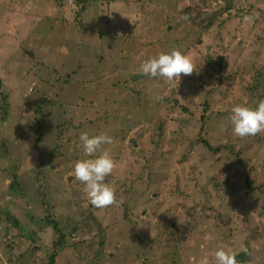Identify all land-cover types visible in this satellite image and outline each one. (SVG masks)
<instances>
[{
    "label": "rangeland",
    "instance_id": "rangeland-1",
    "mask_svg": "<svg viewBox=\"0 0 264 264\" xmlns=\"http://www.w3.org/2000/svg\"><path fill=\"white\" fill-rule=\"evenodd\" d=\"M58 1L0 0V213L17 216L1 213L0 264H215L241 247L239 264H264V133L236 137L229 120L264 100V0ZM174 50L195 72L135 79ZM84 132L114 140L116 205H89L72 177L93 158Z\"/></svg>",
    "mask_w": 264,
    "mask_h": 264
},
{
    "label": "clouds",
    "instance_id": "clouds-1",
    "mask_svg": "<svg viewBox=\"0 0 264 264\" xmlns=\"http://www.w3.org/2000/svg\"><path fill=\"white\" fill-rule=\"evenodd\" d=\"M193 72L195 68L191 60L182 52L174 50L145 60L135 74L153 78L159 76L172 85L179 83L182 74L191 75ZM229 120L236 137L246 138L264 133V100H260L254 108L244 104L233 106ZM79 139L78 146L84 155L94 158L78 160L74 165L72 177L85 185V192L92 206L103 209L116 205L118 200L115 189L105 183L106 177L111 175L116 167L110 152L104 148V145L114 143L113 138L106 133L90 136L84 132ZM239 251L250 254L247 247H241ZM238 254L237 251L220 248L214 252L215 264H239L236 258ZM198 264H210L208 255L205 254Z\"/></svg>",
    "mask_w": 264,
    "mask_h": 264
},
{
    "label": "trees",
    "instance_id": "trees-1",
    "mask_svg": "<svg viewBox=\"0 0 264 264\" xmlns=\"http://www.w3.org/2000/svg\"><path fill=\"white\" fill-rule=\"evenodd\" d=\"M59 3H62L63 5L66 3L64 0H59L58 1ZM88 1L87 0H77V3L80 5V4H84V3H87ZM84 6H83V8H82V10H84ZM100 21H104V20H101L99 17H97V18H95V21H93L92 22V26L90 27V28H88V29H86L87 30V32L89 31H93V30H96V29H98L99 28V22ZM212 24H213V22H212V20H210L205 26H204V31H206L208 28H210L211 26H212ZM97 27V28H96ZM110 31H111V29L108 27V30L107 31H103V34L101 35V33H100V35H99V37H107L108 35H107V33L109 34L110 33ZM89 32L87 33L88 35H89ZM107 32V33H106ZM111 34V33H110ZM125 38V37H124ZM101 39H103V38H101ZM100 39V40H101ZM2 87V81H1V79H0V88ZM4 97L6 98V95H4ZM171 101H173V100H171ZM175 102V101H174ZM79 110V109H78ZM77 110V111H78ZM71 125H72V123H70ZM155 125L157 126L158 125V127H157V129L155 130V128H154V130L155 131H158L159 133H162L161 131L163 130V125H164V123L162 122V120L161 119H159L158 120V122H155ZM35 127L36 126H39L40 127V122L38 121L35 125H34ZM41 128V127H40ZM40 128H38V132H39V130H40ZM80 137V136H79ZM205 141V140H204ZM205 143V145L206 146H208L209 148H211V145L207 142V141H205L204 142ZM159 144V143H158ZM94 158V157H93ZM13 178H12V180L10 181V183H9V187H11V190L12 191H14V194L12 195V201L16 204V206H19V204L21 203L20 202V200H19V197H20V194H21V192H19V189L18 188H20L21 186H20V184L18 185L17 184V176L15 175V174H12L11 175ZM23 193V192H22ZM73 193H75L77 196H79L80 195V191L78 190H73ZM85 200H82V199H80V198H75V200L74 201H72L71 203L73 204V205H75V206H77V207H79V206H83V202H84ZM46 202V205L49 203V201L48 200H46L45 201ZM87 202V201H86ZM82 204V205H81ZM87 204H88V202H87ZM89 205H91L90 204V202H89ZM8 210H6V211H4V212H1V213H4L5 215H6V217H7V219L10 221V222H12L14 225H17V223H16V220H17V216L15 215V214H13V212L9 209V208H7ZM48 209V208H47ZM49 210H47V215L45 216V220L46 221H48V222H50V224L51 223H53V222H51V221H54L53 220V217L50 215V212H48ZM1 213H0V217L2 216L1 215ZM53 225H54V223H53ZM52 228H54L53 230L55 231L56 230V232L57 233H61V235H60V239L59 240H61V239H64L65 238V235H66V233L65 232H62L61 231V229L58 227V225H54ZM86 231H88V232H90V227L89 226H84L83 227ZM31 236H33V234H30V237ZM36 238L38 239V237L36 236ZM33 239H34V237H33ZM60 243H61V241H56L55 242V246L56 247H58L59 245H60ZM56 257H57V252H54V253H52L50 256H49V259H48V263L47 264H58L57 263V261H56ZM237 260H238V262L239 263H242V262H244L243 260H244V254L243 253H240V254H238L237 255Z\"/></svg>",
    "mask_w": 264,
    "mask_h": 264
},
{
    "label": "water",
    "instance_id": "water-1",
    "mask_svg": "<svg viewBox=\"0 0 264 264\" xmlns=\"http://www.w3.org/2000/svg\"><path fill=\"white\" fill-rule=\"evenodd\" d=\"M28 54H31L30 52H28ZM139 74H135L134 75V77H135V79L137 80L138 78H139V76H138Z\"/></svg>",
    "mask_w": 264,
    "mask_h": 264
}]
</instances>
